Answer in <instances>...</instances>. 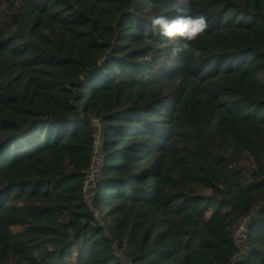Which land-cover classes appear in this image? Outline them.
I'll return each instance as SVG.
<instances>
[{
  "label": "trees",
  "instance_id": "obj_1",
  "mask_svg": "<svg viewBox=\"0 0 264 264\" xmlns=\"http://www.w3.org/2000/svg\"><path fill=\"white\" fill-rule=\"evenodd\" d=\"M0 264H264V0H0Z\"/></svg>",
  "mask_w": 264,
  "mask_h": 264
},
{
  "label": "clouds",
  "instance_id": "obj_2",
  "mask_svg": "<svg viewBox=\"0 0 264 264\" xmlns=\"http://www.w3.org/2000/svg\"><path fill=\"white\" fill-rule=\"evenodd\" d=\"M150 22L153 30L158 29L161 36L175 45L172 48L173 55L182 52L189 55L198 54V49L194 47L193 42L208 28L207 18L203 14L178 15L171 18L154 16ZM179 41L183 42L179 43Z\"/></svg>",
  "mask_w": 264,
  "mask_h": 264
},
{
  "label": "built area",
  "instance_id": "obj_3",
  "mask_svg": "<svg viewBox=\"0 0 264 264\" xmlns=\"http://www.w3.org/2000/svg\"><path fill=\"white\" fill-rule=\"evenodd\" d=\"M96 125L98 126V131H101L100 121H96ZM103 151L100 147V133L98 132L95 136V140L93 142V158L90 170L87 172L86 175V182L84 185V196L86 201L90 202V195L89 189L91 184H95L96 180H98L102 173V166H103ZM240 232H243V237L246 238L248 233V228L246 227V220L240 219L237 230H236V237Z\"/></svg>",
  "mask_w": 264,
  "mask_h": 264
},
{
  "label": "rangeland",
  "instance_id": "obj_4",
  "mask_svg": "<svg viewBox=\"0 0 264 264\" xmlns=\"http://www.w3.org/2000/svg\"><path fill=\"white\" fill-rule=\"evenodd\" d=\"M89 195H90V197H91V193H89ZM237 239H238L239 242H240V240L245 239V238L243 237V232H240V233L238 234Z\"/></svg>",
  "mask_w": 264,
  "mask_h": 264
}]
</instances>
